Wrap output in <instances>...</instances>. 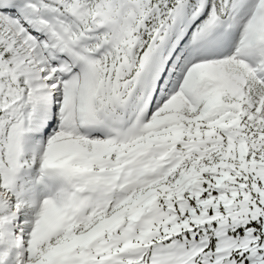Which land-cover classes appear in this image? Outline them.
I'll return each instance as SVG.
<instances>
[{
	"label": "snow or ice",
	"instance_id": "6c2138e0",
	"mask_svg": "<svg viewBox=\"0 0 264 264\" xmlns=\"http://www.w3.org/2000/svg\"><path fill=\"white\" fill-rule=\"evenodd\" d=\"M0 264H264V0H0Z\"/></svg>",
	"mask_w": 264,
	"mask_h": 264
}]
</instances>
